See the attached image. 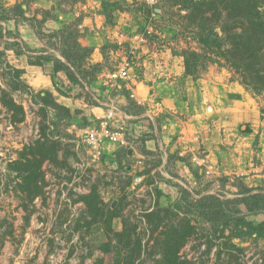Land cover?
Masks as SVG:
<instances>
[{
  "label": "rangeland",
  "instance_id": "rangeland-1",
  "mask_svg": "<svg viewBox=\"0 0 264 264\" xmlns=\"http://www.w3.org/2000/svg\"><path fill=\"white\" fill-rule=\"evenodd\" d=\"M149 1L0 0V264H264V238L234 236L236 221L223 212L264 221L263 210L237 201L264 193V41L251 42L249 25L220 0ZM83 16L98 19V46L82 43L91 37ZM75 21L77 41L92 49L79 55L96 64H79L81 83L52 61L23 68L46 55L67 63L50 34ZM22 25L40 44L23 40ZM207 33L216 45L203 42ZM140 34L143 42L131 41ZM123 57L147 93L141 104L125 81L101 76ZM176 66L179 76L168 70ZM201 80L233 82L256 119L155 110L162 96L186 95ZM93 107H112L127 141L97 159L80 138ZM190 117L196 138L184 142L176 129ZM163 124L173 131L164 142ZM211 196L225 201L221 210Z\"/></svg>",
  "mask_w": 264,
  "mask_h": 264
},
{
  "label": "crops",
  "instance_id": "crops-1",
  "mask_svg": "<svg viewBox=\"0 0 264 264\" xmlns=\"http://www.w3.org/2000/svg\"><path fill=\"white\" fill-rule=\"evenodd\" d=\"M97 21L98 19H94L92 17L91 18L90 17L88 18L86 16L82 17V20L80 21L82 25L81 28L82 30L88 31L91 35V37L89 36L88 38H83L82 36V38L84 39L82 40V43L87 44V45L91 44V46H93V43L97 46L99 45L97 44V39H98L97 32L95 34L91 33L92 29L98 27ZM20 27H19V31L21 32V35L24 41H26L28 44H32L31 45L32 47L40 44L39 40L34 36V33L29 28L27 29V26L22 25ZM30 66L34 67L35 65L29 64V65L23 66V68L28 70ZM176 67L177 69L175 70L169 69V68L168 70L171 73L172 71H174V74H176V76L177 75L179 76L182 74V67L181 66H176ZM57 73L59 74L60 72L58 71ZM150 78L152 80L155 79L153 78V76H151ZM44 80H45L44 82L46 85L48 83L51 84V80L49 77H46V79L44 78ZM193 83L194 85L192 84L193 86L189 87L190 91H188L186 95L176 94L174 96H170V95L162 96V100L158 102L160 103V105L157 106L155 104L156 106L155 110H157L158 112L163 111V112H168V113L178 112L181 110H187L190 112H195L193 116L198 118V116L203 115V112L207 111L208 107L211 106L214 117L217 116L221 118L223 116L224 117L232 116L233 119H238V120H241V118H244V117L246 119H251V120L256 119L255 117L258 112L256 111L255 106H253L250 103L251 99L246 98L244 93H242L241 91H235L236 87L233 82L224 83V82L216 81V80H212V81L201 80L200 82L194 81ZM140 85H141V82L136 81V80L130 83V87L125 86V83H124V87L125 89L128 90V94L130 93L129 89H131L134 92V97L131 98V100H133L137 104H141L147 99L146 98L147 93L144 95L139 94L141 93L139 89ZM95 109L100 110L101 115H96L94 111ZM86 112L88 113V115L90 113H93L94 115V116H91L90 119H88V124H90V122H92L93 120L103 115L104 109L101 107H93V108L87 109ZM192 120L193 118L190 117L187 121H184V124L181 125L183 130L176 129L179 132H184L182 136L178 138L179 140L182 139L184 142L186 141L188 142V140L196 138L193 132L197 131L198 127L195 122H192ZM162 127L166 128L165 130L162 131L164 135L163 142L165 140L167 141L170 140L169 134L173 131L170 130V127L167 124H163ZM259 136L262 137L261 139H264L263 138L264 129L260 132ZM145 142L150 145L149 148H151V146H153L154 144L153 140L151 139H148Z\"/></svg>",
  "mask_w": 264,
  "mask_h": 264
},
{
  "label": "trees",
  "instance_id": "trees-1",
  "mask_svg": "<svg viewBox=\"0 0 264 264\" xmlns=\"http://www.w3.org/2000/svg\"><path fill=\"white\" fill-rule=\"evenodd\" d=\"M213 1V0H212ZM212 1H208L206 4L210 7L213 4ZM195 4L205 5L204 1H195ZM220 4L223 5V9H230V13L236 14L238 16V22L247 23L249 26V30H251L250 39L252 41H264V0H220ZM262 4V5H261ZM185 6H189L188 3H185ZM262 7V8H261ZM79 21H75L73 24H67L64 28L53 32L50 34L51 37L58 38L60 40V44L64 46V49L58 50L62 58L66 60L67 63L63 62L61 59L54 57L53 55H46L45 57L39 56L35 61H28L29 64L32 65H41L42 59L43 61H52L54 64V71H64L67 77L73 83H81V80L76 77L74 74L79 72L80 65L86 66L88 68H95L96 64H90L87 61H82V56H90L92 49L87 46H82L77 38L82 33L78 28ZM2 26L0 25V37L4 35L2 31ZM68 31V33L66 32ZM211 33H207L202 37V40L208 46L216 45L218 41H211ZM252 37V38H251ZM72 39L73 41L69 42ZM262 41V42H263ZM17 44V43H13ZM73 48V49H72ZM83 51V55L80 56L79 52ZM78 62V63H77ZM185 68H188V63L185 61ZM15 72V76L17 78L23 73L21 69H13ZM46 94V93H45ZM55 107H60L57 103H54ZM179 192L183 194L182 200H185V189L179 188ZM247 191H240V193H247ZM212 199L216 200L218 209L221 210V207L225 201H220L218 198L211 196ZM201 198L199 200H203ZM179 200L176 201V203ZM240 203H252V207L248 210H263L264 211V193L257 192L252 194L244 195L237 199ZM196 208H201V206H196ZM168 209V208H167ZM225 221L230 219H234L236 221L235 227L237 228V232L234 233V236L240 237L242 233H247L250 235H254V237L261 236L264 238V221L261 223L254 224L249 221H245L243 217H237L228 213L226 210H223ZM243 228L245 231H243ZM169 249L164 250V255L167 253ZM166 252V253H165Z\"/></svg>",
  "mask_w": 264,
  "mask_h": 264
},
{
  "label": "built area",
  "instance_id": "built-area-1",
  "mask_svg": "<svg viewBox=\"0 0 264 264\" xmlns=\"http://www.w3.org/2000/svg\"><path fill=\"white\" fill-rule=\"evenodd\" d=\"M155 3V0L149 1ZM138 40L143 42V35H136L132 38V42ZM120 43V41H119ZM134 48V47H133ZM106 84L108 82H116L118 80L125 81V86L130 87V83L134 81L132 72V61L128 57H123L115 66V68L101 75ZM130 90L129 96L134 97V92ZM157 106L160 103L157 102ZM116 112L113 108L104 111L103 115L86 125L81 131V142L86 146L93 158H99L105 153L106 145L113 144L122 146L127 143L123 124H116ZM118 122V121H117Z\"/></svg>",
  "mask_w": 264,
  "mask_h": 264
},
{
  "label": "water",
  "instance_id": "water-1",
  "mask_svg": "<svg viewBox=\"0 0 264 264\" xmlns=\"http://www.w3.org/2000/svg\"><path fill=\"white\" fill-rule=\"evenodd\" d=\"M215 38H216V34H212L211 37H210V40L213 41ZM207 112L208 113L212 112V107L211 106L208 107Z\"/></svg>",
  "mask_w": 264,
  "mask_h": 264
}]
</instances>
